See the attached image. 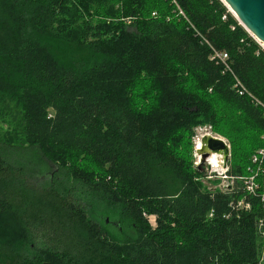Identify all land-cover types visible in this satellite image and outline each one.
<instances>
[{
	"label": "trees",
	"instance_id": "16d2710c",
	"mask_svg": "<svg viewBox=\"0 0 264 264\" xmlns=\"http://www.w3.org/2000/svg\"><path fill=\"white\" fill-rule=\"evenodd\" d=\"M177 1L208 43L171 0H0V264H260L263 196L206 187L187 143L264 147L234 89L264 103V50L222 0Z\"/></svg>",
	"mask_w": 264,
	"mask_h": 264
},
{
	"label": "rangeland",
	"instance_id": "374dc122",
	"mask_svg": "<svg viewBox=\"0 0 264 264\" xmlns=\"http://www.w3.org/2000/svg\"><path fill=\"white\" fill-rule=\"evenodd\" d=\"M228 7V6H227ZM229 8V7H228ZM230 12L233 14L232 10L229 8ZM234 15V14H233ZM235 16V15H234ZM0 131L4 132V138H11L10 135H15V136H20L17 135L15 130H13V127L11 129H9L8 125L6 123L3 122L2 118L0 117ZM212 133L213 135L219 136L221 138H224L229 144V139H227L226 136L220 134L217 131H214V129L212 128V126H197L195 128V133L192 136L191 140L188 141L187 146L188 149L191 151V157H192V161H193V166L195 168L199 167V166H203L205 168L204 171V177L199 178L205 185L206 187L210 188H219V189H229L230 186L235 185L236 183V179L239 181H242L245 189L248 191L247 186H249V180H250V176L255 175V173L259 172V175L256 176L254 182L256 185H254V190L256 191V193L264 196V181H260L259 178L264 177V162L262 163L261 167L262 169H259V166H257L256 164L253 163L252 161V156L251 158L248 156H241L242 154L240 153L241 150L238 149V151H236V156H230V160L228 163V167L227 168H208V161L202 163L201 162V156L198 155L197 151V145L199 140H201L202 136L204 133ZM262 138V136H261ZM231 146V145H230ZM260 148V147H259ZM257 148V149H259ZM257 149H255V152L257 151ZM254 152V153H255ZM253 155V154H252ZM251 160L250 163H248V161ZM230 162H232V165H236L237 167H241L244 170V166L246 164H252L247 171H249L247 174H243V175H238V176H233L232 172L228 171L230 166ZM54 169H56L55 166H53ZM58 169V168H57ZM237 177V178H236ZM260 190V192H259ZM245 198L241 199L240 201V206L244 207L245 204ZM149 221L150 223L155 226L156 225V216L155 215H149ZM259 234L261 237V245H262V252H261V256H260V264H264V222L261 223V225L259 226Z\"/></svg>",
	"mask_w": 264,
	"mask_h": 264
},
{
	"label": "water",
	"instance_id": "95a60500",
	"mask_svg": "<svg viewBox=\"0 0 264 264\" xmlns=\"http://www.w3.org/2000/svg\"><path fill=\"white\" fill-rule=\"evenodd\" d=\"M228 6L240 24L248 32L264 43V0H222ZM231 146L224 139L208 132L201 138L197 153L204 163L216 153L222 156V167L227 168L231 156ZM202 166V165H201ZM212 168L211 165H207Z\"/></svg>",
	"mask_w": 264,
	"mask_h": 264
},
{
	"label": "built area",
	"instance_id": "2783aa9c",
	"mask_svg": "<svg viewBox=\"0 0 264 264\" xmlns=\"http://www.w3.org/2000/svg\"><path fill=\"white\" fill-rule=\"evenodd\" d=\"M171 2L176 7L178 15L183 17L189 23V27L193 28L194 31L196 32V34H199L202 38H204L202 36V34L194 26V24L190 21V19L188 18V16L185 13V11L182 9V7L179 4V2L177 0H171ZM153 14L156 15V12H154ZM222 17L224 19H226V15H224ZM252 36L256 39L258 44L264 50V43L262 41H260L259 39H257L254 35H252ZM204 39L208 43V40L206 38H204ZM210 46H211V48H210L211 52H210V57L209 58H211V60H214L216 63H221L223 65V71H225L226 69L231 70L230 63L228 61L229 54L225 50L217 49L212 44ZM234 89L241 96H244V95L249 96L256 105H260V106L263 107L262 109H264V103L261 100H259L254 94L249 92L246 89V87L242 84L241 80L237 76H235ZM261 136H262V139L264 141V134L261 135ZM252 161H253L254 164L259 166V169H262L261 165L264 162V147L257 149V151L252 156ZM258 175H259V172L258 173L256 172L255 175L250 176L251 178L249 180V186H247V189L251 193H255L256 194V191L254 190L255 189L254 185H256L254 180H255L256 176H258ZM263 199H264V196H263Z\"/></svg>",
	"mask_w": 264,
	"mask_h": 264
},
{
	"label": "bare ground",
	"instance_id": "6f19581e",
	"mask_svg": "<svg viewBox=\"0 0 264 264\" xmlns=\"http://www.w3.org/2000/svg\"><path fill=\"white\" fill-rule=\"evenodd\" d=\"M198 145L201 146V140H199ZM207 161H208V165H211V167L213 168L216 169H219L220 167L222 168V156L219 154L216 153L212 154Z\"/></svg>",
	"mask_w": 264,
	"mask_h": 264
},
{
	"label": "clouds",
	"instance_id": "9594fccd",
	"mask_svg": "<svg viewBox=\"0 0 264 264\" xmlns=\"http://www.w3.org/2000/svg\"><path fill=\"white\" fill-rule=\"evenodd\" d=\"M200 145H197V147H199Z\"/></svg>",
	"mask_w": 264,
	"mask_h": 264
}]
</instances>
